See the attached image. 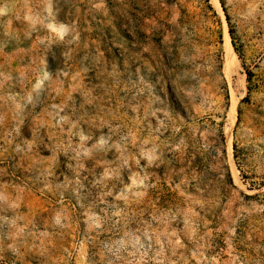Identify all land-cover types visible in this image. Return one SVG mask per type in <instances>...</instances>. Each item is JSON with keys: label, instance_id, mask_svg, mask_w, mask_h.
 Listing matches in <instances>:
<instances>
[{"label": "rangeland", "instance_id": "obj_1", "mask_svg": "<svg viewBox=\"0 0 264 264\" xmlns=\"http://www.w3.org/2000/svg\"><path fill=\"white\" fill-rule=\"evenodd\" d=\"M0 264H264V0H0Z\"/></svg>", "mask_w": 264, "mask_h": 264}, {"label": "bare ground", "instance_id": "obj_2", "mask_svg": "<svg viewBox=\"0 0 264 264\" xmlns=\"http://www.w3.org/2000/svg\"><path fill=\"white\" fill-rule=\"evenodd\" d=\"M223 47H224V51H225V57H226V65H225V68L226 70L229 69V67L231 66L232 64V52H231V46L229 44V38L227 35H225L224 37V44H223Z\"/></svg>", "mask_w": 264, "mask_h": 264}]
</instances>
